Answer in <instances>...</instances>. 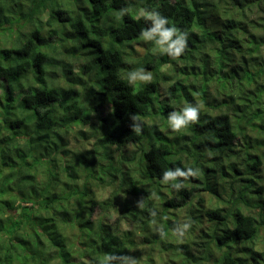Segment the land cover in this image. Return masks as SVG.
Instances as JSON below:
<instances>
[{
    "label": "trees",
    "instance_id": "obj_1",
    "mask_svg": "<svg viewBox=\"0 0 264 264\" xmlns=\"http://www.w3.org/2000/svg\"><path fill=\"white\" fill-rule=\"evenodd\" d=\"M263 172L264 0H0V264H264Z\"/></svg>",
    "mask_w": 264,
    "mask_h": 264
},
{
    "label": "clouds",
    "instance_id": "obj_2",
    "mask_svg": "<svg viewBox=\"0 0 264 264\" xmlns=\"http://www.w3.org/2000/svg\"><path fill=\"white\" fill-rule=\"evenodd\" d=\"M141 15L150 20L152 27L146 30H143L141 33V38L145 40L154 39L155 35L158 34L161 39L157 40V44L168 43V48L165 50V54L169 55L171 58H179L184 51L187 49V32H181L175 26L168 27L167 18L163 17L159 12L156 11H142ZM176 37L175 39H172ZM129 82H135L137 80L141 82H150L152 79V74L147 72L144 74V69H140L139 72H131L128 76ZM200 108L199 106H193L191 104L186 105L180 112H172L168 116V123L173 132H180L182 129L187 128L191 124H195L199 120ZM133 119L139 120L138 116H134ZM141 126L137 125L134 128V132L139 134L141 132ZM197 171H194L192 168L187 170H182L181 168H176L175 171L166 170L163 173L164 180L167 182L169 180H176L180 178L182 180H187L190 177H195ZM173 187L179 188L181 185L174 184ZM185 229L191 227L190 224H186ZM180 236H183L184 233H180Z\"/></svg>",
    "mask_w": 264,
    "mask_h": 264
},
{
    "label": "rangeland",
    "instance_id": "obj_3",
    "mask_svg": "<svg viewBox=\"0 0 264 264\" xmlns=\"http://www.w3.org/2000/svg\"><path fill=\"white\" fill-rule=\"evenodd\" d=\"M135 50H136V52L139 54V55H143L144 54V49L143 48H141L140 46H135ZM155 53H157V52H155ZM108 115V110L107 109H101L100 110V112H99V116L100 117H106ZM74 133H75V131H74ZM73 138H70V141H69V146H70V148L71 149H82V148H84V149H88V147H90V142H88V141H85L84 139H82V137H79V136H77V137H74V135L72 136ZM263 174H264V172H263ZM107 193H108V191L107 190H101L99 193H98V195H99V197L100 198H106L107 197ZM207 201H209L210 200V198L209 197H206L205 198ZM17 203V202H16ZM15 203V205H17ZM100 214H101V211L100 210H98V209H96L95 211H94V213H93V217L94 218H97V217H99L100 216ZM116 217V215H115V213L114 214H112L111 216H110V218H108L107 220L108 221H113L114 220V218ZM123 228H125V230H127V226L125 225V226H123Z\"/></svg>",
    "mask_w": 264,
    "mask_h": 264
}]
</instances>
